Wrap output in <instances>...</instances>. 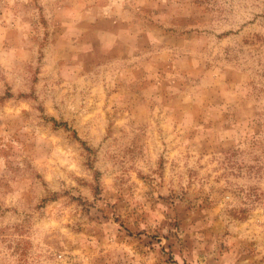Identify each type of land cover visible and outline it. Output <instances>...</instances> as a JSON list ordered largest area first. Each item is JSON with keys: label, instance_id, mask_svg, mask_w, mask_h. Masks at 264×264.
<instances>
[{"label": "rangeland", "instance_id": "obj_1", "mask_svg": "<svg viewBox=\"0 0 264 264\" xmlns=\"http://www.w3.org/2000/svg\"><path fill=\"white\" fill-rule=\"evenodd\" d=\"M0 264H264V0H0Z\"/></svg>", "mask_w": 264, "mask_h": 264}]
</instances>
